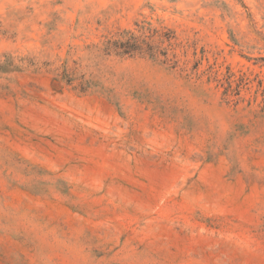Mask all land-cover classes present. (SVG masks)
Masks as SVG:
<instances>
[{
    "label": "rangeland",
    "instance_id": "obj_1",
    "mask_svg": "<svg viewBox=\"0 0 264 264\" xmlns=\"http://www.w3.org/2000/svg\"><path fill=\"white\" fill-rule=\"evenodd\" d=\"M0 264H264V0H0Z\"/></svg>",
    "mask_w": 264,
    "mask_h": 264
}]
</instances>
